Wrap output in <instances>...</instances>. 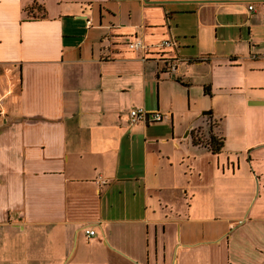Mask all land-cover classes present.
<instances>
[{"label": "crops", "instance_id": "1", "mask_svg": "<svg viewBox=\"0 0 264 264\" xmlns=\"http://www.w3.org/2000/svg\"><path fill=\"white\" fill-rule=\"evenodd\" d=\"M0 100V264H264V0H0Z\"/></svg>", "mask_w": 264, "mask_h": 264}, {"label": "built area", "instance_id": "2", "mask_svg": "<svg viewBox=\"0 0 264 264\" xmlns=\"http://www.w3.org/2000/svg\"><path fill=\"white\" fill-rule=\"evenodd\" d=\"M253 7H250V10H252ZM129 48L132 50H138L141 49L143 46L139 41L135 42H129ZM161 48H172L175 47V42L172 40H167L164 41L161 46ZM175 67H173L174 69ZM3 116V108L1 105V100H0V119ZM165 116L160 113V112H147L143 108H135L132 109L129 112V124L136 125L139 123H145V124H153V123H161L164 120ZM86 235L90 237L95 236V232L92 230L86 231Z\"/></svg>", "mask_w": 264, "mask_h": 264}, {"label": "trees", "instance_id": "3", "mask_svg": "<svg viewBox=\"0 0 264 264\" xmlns=\"http://www.w3.org/2000/svg\"><path fill=\"white\" fill-rule=\"evenodd\" d=\"M211 151L214 155L220 154L224 148L223 139H217L215 137L210 138Z\"/></svg>", "mask_w": 264, "mask_h": 264}, {"label": "rangeland", "instance_id": "4", "mask_svg": "<svg viewBox=\"0 0 264 264\" xmlns=\"http://www.w3.org/2000/svg\"><path fill=\"white\" fill-rule=\"evenodd\" d=\"M204 141H207V140H206V138H205V140H204Z\"/></svg>", "mask_w": 264, "mask_h": 264}]
</instances>
